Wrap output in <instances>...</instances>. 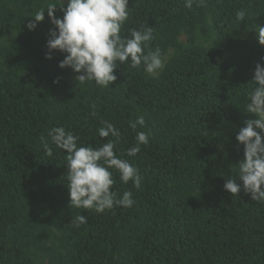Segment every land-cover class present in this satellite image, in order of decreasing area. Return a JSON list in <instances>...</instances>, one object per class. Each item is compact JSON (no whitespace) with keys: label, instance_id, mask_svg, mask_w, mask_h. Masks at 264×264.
Here are the masks:
<instances>
[{"label":"trees","instance_id":"1","mask_svg":"<svg viewBox=\"0 0 264 264\" xmlns=\"http://www.w3.org/2000/svg\"><path fill=\"white\" fill-rule=\"evenodd\" d=\"M49 3L59 0H0V264H264V202L224 189L237 178L244 146L236 135L256 118L246 105L255 66H264L257 39L233 58L226 48L242 30L264 26V0H204L191 9L184 0H129L121 35L150 25L151 49L173 52L155 76L117 62L107 88L77 84L78 73L58 66L59 50L45 58L54 29L47 11L34 31L27 23ZM240 10L245 21L236 19ZM55 16L63 18L60 5ZM203 31L214 38L206 45ZM138 116L146 126L133 131ZM101 121L120 130L115 152L139 169L141 187L112 169L111 190L118 198L131 191V208H70L67 153L47 130L63 126L78 146L99 147L115 139L99 137ZM137 131H150L149 143L129 157ZM79 214L88 222L73 227Z\"/></svg>","mask_w":264,"mask_h":264},{"label":"clouds","instance_id":"2","mask_svg":"<svg viewBox=\"0 0 264 264\" xmlns=\"http://www.w3.org/2000/svg\"><path fill=\"white\" fill-rule=\"evenodd\" d=\"M59 0V3H49L41 7L32 16L34 19L27 23L29 31H34L45 19V11L54 25L50 29V38L46 47V59H52L53 50L64 53L60 61V68H71L77 84L83 85L91 81L100 87H109L117 80V62H130L132 68L143 64L144 71L149 75L158 74L165 66L161 50H152L150 42L155 39L154 28L142 25L140 29H131L130 35L122 36L121 30L129 19V0ZM194 3L203 4L204 0H184V6L191 9ZM57 5L63 12V18L55 16ZM236 19L245 21L246 12H236ZM257 41L264 46V26H260ZM145 49H148L145 53ZM264 61V57H261ZM252 81L255 87L249 94L246 111L256 118L243 122L236 135V140L242 144L243 159L237 164V178L226 179L224 189L236 196L241 190L250 195L257 203L264 202V66L257 63ZM54 83H59L57 79ZM92 116L96 112L91 113ZM97 128L100 138L109 136L108 140L99 147L78 146L80 137L63 126L51 127L47 130L50 138L58 149L66 151L68 172L66 175L70 208L84 209L104 213L114 207L131 208L135 201L131 191H124L117 197L112 186V169L120 174V181L124 184L132 182L133 187L140 189L143 177L139 169L126 159H121L115 152L121 133L118 128L108 121H101ZM146 126L143 116H138L129 122V127L136 131L137 126ZM150 131H137L134 146L126 150V155L135 157L140 152V145L149 143ZM40 140L49 156L52 150L48 146L45 136ZM86 216L79 214L72 218L71 225L79 227L86 224Z\"/></svg>","mask_w":264,"mask_h":264},{"label":"rangeland","instance_id":"3","mask_svg":"<svg viewBox=\"0 0 264 264\" xmlns=\"http://www.w3.org/2000/svg\"><path fill=\"white\" fill-rule=\"evenodd\" d=\"M257 33L255 30H242L237 38V41L235 43V45L229 46L226 48V55L228 58H233L238 52H241L244 50V48L248 45H250L253 41H255L257 38ZM179 40L181 42H185L186 40V36L180 35ZM199 42L200 44L202 43V45H206L208 44V42H210L211 40H214V38L211 36L210 34H208L206 31L201 32V35L199 37ZM173 52L172 49H169L162 57L164 58V61L166 62V60L168 59V57L170 56V54ZM159 73V72H158ZM157 75V74H155ZM155 75H151V76H155Z\"/></svg>","mask_w":264,"mask_h":264}]
</instances>
